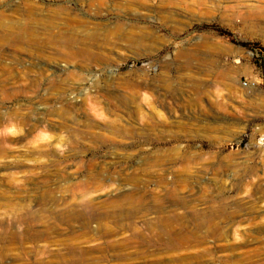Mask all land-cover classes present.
<instances>
[{
  "label": "rangeland",
  "instance_id": "374dc122",
  "mask_svg": "<svg viewBox=\"0 0 264 264\" xmlns=\"http://www.w3.org/2000/svg\"><path fill=\"white\" fill-rule=\"evenodd\" d=\"M0 264H264V0H0Z\"/></svg>",
  "mask_w": 264,
  "mask_h": 264
}]
</instances>
